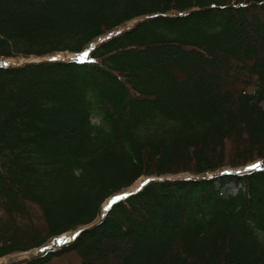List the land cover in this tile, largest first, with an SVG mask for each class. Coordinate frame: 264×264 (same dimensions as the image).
I'll return each mask as SVG.
<instances>
[{
  "label": "trees",
  "instance_id": "trees-1",
  "mask_svg": "<svg viewBox=\"0 0 264 264\" xmlns=\"http://www.w3.org/2000/svg\"><path fill=\"white\" fill-rule=\"evenodd\" d=\"M68 232L11 264H264V0H0V259Z\"/></svg>",
  "mask_w": 264,
  "mask_h": 264
},
{
  "label": "rangeland",
  "instance_id": "rangeland-1",
  "mask_svg": "<svg viewBox=\"0 0 264 264\" xmlns=\"http://www.w3.org/2000/svg\"><path fill=\"white\" fill-rule=\"evenodd\" d=\"M30 61V60H29ZM29 61H26V60H8L7 62L9 64H13V65H19V64H24V63H27ZM242 170V169H241ZM145 183V181L143 179H140L138 182H136L133 187H131V189L129 190L130 192L134 190H137L139 189L143 184ZM229 188L231 189V191L233 192H236V189L230 185ZM114 200H108L106 203H104V209H106ZM69 233V232H68ZM69 237V235H68ZM33 250V249H32ZM31 250V251H32ZM28 253V252H21V253H16V254H13V255H10V256H7V257H4V258H1L0 259V264H8L9 262L11 261H21V260H24L28 257H30L31 255H34L36 251H33Z\"/></svg>",
  "mask_w": 264,
  "mask_h": 264
},
{
  "label": "bare ground",
  "instance_id": "bare-ground-1",
  "mask_svg": "<svg viewBox=\"0 0 264 264\" xmlns=\"http://www.w3.org/2000/svg\"><path fill=\"white\" fill-rule=\"evenodd\" d=\"M253 164H260V162L252 163V164H250V165L244 167V169L247 170V171H251L253 168H251L250 166L253 165ZM238 173H244V172H238ZM188 177H189V176H187V175L185 174V175H182V176H180V177H178V178L187 179ZM133 191H136V190L133 189ZM127 196H129V190L123 194V198H125V197H127ZM62 236H64V234H63V235H60L59 237H62ZM64 237H66V236H64ZM67 237H68V236H67Z\"/></svg>",
  "mask_w": 264,
  "mask_h": 264
},
{
  "label": "snow or ice",
  "instance_id": "snow-or-ice-1",
  "mask_svg": "<svg viewBox=\"0 0 264 264\" xmlns=\"http://www.w3.org/2000/svg\"><path fill=\"white\" fill-rule=\"evenodd\" d=\"M250 167L253 168V169H258V168H260V165L259 164H253ZM114 199L119 200V199H121V197H116Z\"/></svg>",
  "mask_w": 264,
  "mask_h": 264
}]
</instances>
